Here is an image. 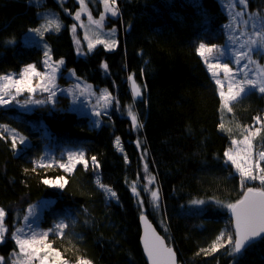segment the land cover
Segmentation results:
<instances>
[{"label":"trees","instance_id":"16d2710c","mask_svg":"<svg viewBox=\"0 0 264 264\" xmlns=\"http://www.w3.org/2000/svg\"><path fill=\"white\" fill-rule=\"evenodd\" d=\"M77 7L76 0H0V76L41 63L43 49L22 39L41 26L39 12L50 10L54 13L49 20L64 24L45 35L54 58L65 60L63 74L73 71L97 90L107 89L122 109L114 107L99 127L90 117L71 112L68 103L30 112L0 107V207L10 226L0 243L4 264H14L18 249L10 237L16 225L28 208L43 200L52 204L41 227L49 232L48 244L67 262L147 264L139 226L146 214L177 250L180 264H233L225 249L212 255L200 250L232 228L230 210L217 201L235 203L247 187H258L241 186L235 167L224 163V153L232 139L243 138L245 128L258 125L256 117L261 118L262 134L255 146L264 151V94L250 92L230 106L232 112L223 107L197 50L201 42L223 45L227 39L229 19L220 2L118 0L120 15L108 23L119 29L117 48L98 46L86 56L77 53L70 30ZM248 8L264 12V0H249ZM130 77L142 87L141 99L134 100ZM129 106L142 128L135 129L127 118ZM220 123L232 131L221 130ZM7 130L25 137L26 146L20 151L13 147ZM76 149L86 151L88 166L75 163L66 171L60 165H68L69 153H79ZM92 156L99 167L92 164ZM147 174L155 177L158 208L149 189L142 190ZM60 177L66 181L62 188L43 182ZM97 179L117 197H110ZM133 184L139 197L131 191ZM60 223L67 227L58 228ZM235 264H264V240L250 246Z\"/></svg>","mask_w":264,"mask_h":264},{"label":"snow or ice","instance_id":"6c2138e0","mask_svg":"<svg viewBox=\"0 0 264 264\" xmlns=\"http://www.w3.org/2000/svg\"><path fill=\"white\" fill-rule=\"evenodd\" d=\"M30 2H37L38 0H30ZM247 0H238L239 4H246ZM81 4V10L75 12V20H81V12L86 9L83 7L84 0H79ZM104 5V10L109 12L111 16H117L118 11L116 7H112L110 5H117L118 0H102ZM105 19L104 15L101 14L98 20H93L91 13L88 14V20L95 24L98 28L103 27L102 21ZM82 26V25H81ZM55 28L56 31H59L61 28L60 23H56L53 25L51 20L47 21V23L42 24L39 28L33 29L32 31L36 32L39 35H43L45 32L49 31L51 28ZM77 25L74 23L71 26V31L76 32ZM115 29L112 30V35L114 36ZM85 39L88 40L87 49L89 52L97 44L104 45L107 49L111 50L117 45V41L114 38H109L107 40L96 39L94 42L92 39H89L87 35H85ZM13 43L14 41H9ZM80 42L77 41V44ZM247 47V51H240L235 54V64L240 66L237 68V72L234 73L232 67L230 66V62H220L218 59L213 58L214 62L208 63L207 59L205 60L208 63V67L212 70V75L216 78L215 83L220 87V97L223 102V107L227 109L228 112H232V107H230V103L242 99L247 96L250 91H258L261 94H264V75L257 74L255 77H250L247 72L243 73L242 78H238L239 73L242 69H247L248 66L254 63L253 55L258 54L259 51L264 50V31H256L254 33H250L247 41L241 47ZM47 47V46H46ZM198 53L201 57H206V55L212 54L214 51L218 50V46L215 44L208 45L206 43H199L198 45ZM224 50L219 49V55H223ZM44 56L46 59L43 61L46 68L49 70L48 72H40L37 70L34 64H28L23 68L22 73L19 78L16 79L11 75L0 76V81H4L5 83L0 84V105H8L16 100V97L24 92L27 93H35L39 88L43 92H48L49 96L47 100L40 99H27L24 101L25 105L27 104H44L48 101L55 103L53 99L56 96V92L52 90L54 87L53 81L55 78V73L59 70L57 65H63L64 60L60 59L56 62H50L51 57L49 55V51L44 52ZM243 62V63H242ZM102 67L104 69L108 68L107 63H103ZM264 71V69H262ZM221 73L223 74L224 80L227 81V92L224 89V81H222ZM74 74V73H73ZM40 77L39 83L35 86L33 85L32 77ZM129 79H132L131 77ZM78 87V86H77ZM146 87V85H145ZM134 97H141V87L137 85L135 80H133V88H132ZM81 94H83V90H81ZM5 97H8L7 99ZM100 99L103 100L104 107L107 108L110 106L115 98L112 96V93L105 89L100 96ZM18 102V101H17ZM97 116H100L101 113L99 111L96 112ZM128 115L131 118V124L134 127L142 128L143 124L138 123V116L135 112H133L132 107L129 106ZM256 122H261L260 117L255 118ZM7 126H5L6 128ZM221 130H226L231 132L232 130L225 129L224 123H220L219 125ZM255 127V126H253ZM261 131L260 127H255L253 130L252 127L245 128L243 135V140L238 141L237 139H232L231 144L233 146L242 145L240 147H230L225 153L224 156L226 160L225 164H231L235 167V171L239 175L241 186H244L246 183L258 181L261 187H247L246 192L243 194L242 198L237 200L235 203H227L223 204L222 201H217V203L222 204V206L226 207L230 210L234 220L233 226L230 231L221 232L215 240L211 243V245L207 249H201L204 255H212L221 249H225L229 256L233 257V264L235 261L243 255V253L253 244L258 242L259 240H264V167H261V162H264V151H260L258 154L254 155L253 152V139L259 135ZM17 136L13 135L12 137V145L16 146ZM19 143H25V137H19ZM139 143V142H137ZM120 138H116V145L119 146ZM123 151V149H121ZM69 160L75 159L76 163H83L85 167L88 166L87 161L85 160L84 152L79 153H69ZM91 162L95 167H99V163L95 156L91 157ZM60 167L65 168L66 171H71V168L66 164H61ZM148 171L147 164L145 165V172ZM45 184H53L54 186L64 187L63 177H60L58 181H51L45 179L43 181ZM155 182V177H150L148 180V184L151 185ZM97 185L104 189L105 192L109 194L110 197H117V193L112 190L107 185L101 183L99 179L96 181ZM143 191H148V188L145 187L142 189ZM131 191L137 196H140V192L137 191L136 184L132 185ZM151 203L154 207H159V190H151ZM141 205L143 204V200H140ZM194 204H203V200H195L192 201ZM31 212V209H29ZM6 216V211L4 208L0 207V242L5 239V234L7 229L4 227V219ZM141 219L145 222L147 226V217L143 216ZM27 220V217H25ZM58 228L67 227L66 224L60 223L57 225ZM150 227V226H148ZM148 227H146L145 235H144V247L147 251L148 257L151 259L152 264H176V254L172 248L167 247L164 243V240L161 236H159L155 229H151L148 231ZM48 233L44 232L42 234H37L35 232H31L29 234L24 233L23 228L17 229L10 238L15 241V244L19 248V253L24 254L26 259L21 260L20 264H32V261L40 258V253L46 251L50 248V245L45 243L47 239ZM39 245V246H37ZM200 253L198 252L197 255ZM59 255V253H57ZM43 260H47V256L45 255ZM3 262V257H0V264ZM82 264H88V262H82Z\"/></svg>","mask_w":264,"mask_h":264},{"label":"rangeland","instance_id":"374dc122","mask_svg":"<svg viewBox=\"0 0 264 264\" xmlns=\"http://www.w3.org/2000/svg\"><path fill=\"white\" fill-rule=\"evenodd\" d=\"M58 1L68 2V0H58ZM76 1L78 3V7L74 10V13H72V17L74 19V23L77 25V29H76V32L71 31V35L73 37V42H74L76 51L79 55L86 56L87 54L92 53L93 50L98 46L105 47L102 44H97L92 49V51L89 52L87 49L88 40L85 39V35H87L89 39H92L93 42L96 39L107 40L109 38H114L118 42V35H119L118 27L117 26H108V23L110 22V20L117 19L120 15V11H119L117 5H110L112 7H116L117 11H118L117 16H111V14L109 12H106L104 10V5L102 3V0H84L83 7L86 10L81 12V20L76 21L74 18L75 12L80 11L81 7H82L81 4L79 3V0H76ZM218 1L220 2L223 10L226 12L228 19H229L228 23L225 25V32H226L227 39L223 45H217L218 46L217 51H214L212 54L206 55V57H201L205 66H206L208 73L210 74V76L212 77L214 82H215L216 78L212 75V70L209 69L208 63L214 62L213 58L218 59L220 62H230V66L232 67L233 72L236 73L237 68H239L240 66L235 64V59H234L235 54L240 52V51H247V47L245 46L242 48L241 45L245 44L250 33H254L256 31H264V12L250 11L248 8L249 0H247L246 4H239L238 0H218ZM66 12H67V14H71V8L67 7ZM89 12L91 13V15L93 17V20H98L100 18L101 14L104 15L105 19L101 22L103 27L98 28L95 24H93L91 21L88 20ZM53 13L54 12L50 11V10L40 11L39 16L44 19L42 24L47 23V21H49V19H50L47 16L53 15ZM51 21L53 22V25L56 24L53 20H51ZM57 23H60L61 28L64 26V24L61 22V20H59V22H57ZM51 29H53L52 32H58L54 29V27ZM113 29H115L114 36L112 35ZM70 30H71V28H70ZM49 31H51V30H49ZM49 31L45 32L43 35H39L36 32L30 30L23 37L22 42L26 45H36V46L38 45L43 49V52L49 51V55L51 57L50 62H56L58 60H56L53 56L52 47L45 39V35ZM77 41H79L80 43L77 44ZM117 45H118V43H117ZM117 45L114 48H112L111 50L107 49L106 47L105 48L109 51H113L117 48ZM219 49L224 50L223 55H219ZM45 59H46V57L43 56L40 64L33 63L36 66L37 70L42 72V73L49 71L43 63V61ZM206 59H207L208 63L205 62ZM253 60H254V63L250 64L247 69L241 70V72L238 75V78H242L244 72H247V74L250 77H255V76H257V74L264 75V71H262V69H264V50L259 51L258 54H254ZM57 67L59 70L55 73V78L53 81L54 87L52 88V90L56 92V96L53 98L55 100V103L48 101L44 104H27V105H25L24 101L27 99L47 100L49 93L43 92L38 88L35 93L24 92V93L18 95L16 97V100L13 101L12 103H10L8 105H0V107H12V106H14V107H17V108L22 109L24 111L30 112V111H33V109H35L37 107H52V108H54L56 105H58L59 102H62L63 104L68 103L69 104L68 109H70L71 112H75L79 115H85V116L90 117L93 120L94 124L96 126H99V127L104 124L105 118H107L109 116L110 112L112 111V109L114 107L117 108L118 110L120 109V107L117 105L118 103L115 100L107 108L104 107L105 102L100 99V96L105 89L97 90L93 84L84 82L83 80L78 78L73 71H71V72L69 71V72L63 74V71L66 67L65 60H64L63 65H57ZM22 71H23V69L18 73H9L7 75H11L14 78L18 79L20 74L22 73ZM62 74L65 75L64 80H61ZM2 76H4V75H2ZM220 78L222 79V81H224V89L223 90L225 92H227V81L224 80L222 73H221ZM32 80H33V85L35 86L37 83H39L40 77L34 76V77H32ZM2 83H5V82L0 81V84H2ZM130 86H131V91H132V88H133L132 79L130 80ZM217 87H218V90L220 93L221 89L218 85H217ZM81 90H83V94H81ZM141 92H142V87H141ZM250 92H252V91H250ZM132 96H133V92H132ZM5 98L7 99L8 97H5ZM133 98H134V100H138V99H141L142 96L141 97H134L133 96ZM65 101H67V102H65ZM237 101L231 102L229 106H231L232 104H234ZM128 109H129V107L125 109V112H126L127 118L131 121V118L128 115ZM132 110H133V112L136 113V111L134 110V107H132ZM97 111H99L101 113L100 116L96 115ZM120 111H122V109H120ZM257 124L258 125H256L255 127L262 128V123H257ZM255 127L253 128V130H255ZM134 128L136 129V127H134ZM7 132L9 133V135L11 137V141H12L13 135L17 136L16 147L18 146L17 147L18 151H20L21 149H23L26 146L27 141H25L24 144H20L19 143V137L20 136L18 134H16L14 131L11 132V131L7 130ZM261 134H262V129H261L259 135L253 139L254 155L259 153L258 149L255 146V140H256V138L260 137ZM242 140H243V138L238 140V141H242ZM19 146H21V147H19ZM240 146H242V145H237V146L232 145L231 147H233L235 149L236 147H240ZM70 151H71V149H70ZM75 151L84 152L85 158H86V151L84 149H76ZM75 163H76L75 159H72L68 162V166L73 167ZM48 165H51V164L48 163L47 166ZM150 177L151 176H149V174H147V184H145V187H147L149 189V191L158 189L155 182L151 185L148 184V180ZM250 183L252 185L254 184L258 187H261V185L259 184L258 181L250 182ZM51 204H52V202L50 200H43V201L37 203L36 205H33L32 207L28 208L24 217L21 219L20 224L16 225V229L12 232V234L17 229L23 228L25 234H29L31 232H35L37 234H42L44 232H47L49 235L48 230H45L41 227V222H42V217L44 215L45 210L48 209L51 206ZM29 209H31V212L29 211ZM25 217H27V220H25ZM6 218L7 217L5 216L4 227L7 229L5 236H7V234L10 232V226L6 225V223H5ZM3 242H5V239L0 243H3ZM45 243L48 244V236H47V239L45 240ZM37 246H39V245H37ZM17 249H18V251L13 258L14 264H20L21 260L26 259V257H24V254L19 253L18 246H17ZM57 253H59V252H56L50 246L49 249H47L44 252H41L40 258L33 260L32 264H82V262H88L86 260H81V261H78L77 263H70V262H67L64 260V258L62 257V254L59 253V255H57ZM45 255L47 256V260L42 259ZM4 263H6V261L3 260L2 264H4ZM88 264H90V262H88Z\"/></svg>","mask_w":264,"mask_h":264},{"label":"water","instance_id":"95a60500","mask_svg":"<svg viewBox=\"0 0 264 264\" xmlns=\"http://www.w3.org/2000/svg\"><path fill=\"white\" fill-rule=\"evenodd\" d=\"M143 216H146V217H147V226L145 225V222L141 219V217H142V215H141L140 218H139V226H140V232H141V233H140V244H141V248H142L143 254H144V256H145L146 263H147V264H152L151 259L148 257V255H147V251H146V249H145V247H144V235H145V230H146V227L150 226V227H148V231L150 232L151 229H155L156 233H157L159 236H161V237L163 238L165 245H166L167 247L172 248L173 251L175 252V254H176V257H175L176 264H180V261H179V255H178L177 250H176L173 246H171V245L168 243V241L166 240V238H165V237L159 232V230L156 228V226H155L154 223L150 220V218H149L146 214H143ZM229 218L231 219V221H232V226H233V220H234V218H233L231 212L229 213ZM259 241H260V240H259Z\"/></svg>","mask_w":264,"mask_h":264}]
</instances>
